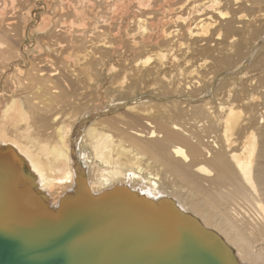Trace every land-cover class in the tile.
<instances>
[{
	"label": "bare ground",
	"instance_id": "1",
	"mask_svg": "<svg viewBox=\"0 0 264 264\" xmlns=\"http://www.w3.org/2000/svg\"><path fill=\"white\" fill-rule=\"evenodd\" d=\"M97 55L114 56L121 92L159 75L189 99L123 94L105 104L115 118L50 114ZM0 161L53 215L83 183L95 196L123 186L173 200L238 263L264 264V0H0Z\"/></svg>",
	"mask_w": 264,
	"mask_h": 264
},
{
	"label": "water",
	"instance_id": "2",
	"mask_svg": "<svg viewBox=\"0 0 264 264\" xmlns=\"http://www.w3.org/2000/svg\"><path fill=\"white\" fill-rule=\"evenodd\" d=\"M21 169L0 161V264H240L214 231L173 200L88 184L56 215L20 187Z\"/></svg>",
	"mask_w": 264,
	"mask_h": 264
},
{
	"label": "rangeland",
	"instance_id": "3",
	"mask_svg": "<svg viewBox=\"0 0 264 264\" xmlns=\"http://www.w3.org/2000/svg\"><path fill=\"white\" fill-rule=\"evenodd\" d=\"M44 1L45 0H42V2H44ZM33 10H34V12H39L40 14L42 11H44L41 8L40 9H38V8L34 9V7H33ZM32 29H33L32 26H30L28 29V32ZM37 38H38V36H37ZM30 41L32 42L35 40L30 38ZM30 41L28 43H31ZM35 45H36L34 48L35 53L32 54L33 56H35L34 57V59H36L35 63L41 62L42 64H44V63L46 64V62H44L45 57L41 58L40 57L41 55H39L40 53H38V46L39 45H37V44H35ZM32 48H33V46H32ZM76 52H77V50L74 51V54H76ZM97 57H98V61L96 63H93L90 66L84 67L85 76L81 72L80 77L76 78L75 81L72 79H69V83H68V85H70L68 88L69 91H64L63 87L60 86V88H59V91L61 94L60 102H58V104L55 105V107L50 112V114H54V116L56 114H59V116L65 118V120H66L67 117H65L64 115L70 114L71 112H73L76 109L79 112L78 117L91 114L89 116L91 118L90 120H96L97 121L98 119H102V118H115L116 116H114V115H117L119 112H122V111L121 110L113 111L112 107L110 108L109 105L107 106L105 104L109 100H110L109 104H115L117 101L116 102H113V101L117 97H121L123 94H125L124 97L129 98V99H124V100H129V102L130 101L131 102L136 101V102H141V103H144V102H146V103H151V102L163 103V102H172V101H175V99H184V100L189 99L188 96H186V94L182 95L183 98H177L176 96L179 95V97H180L182 93L181 92H175L174 91L175 88L171 87L170 84L159 82V78H160L159 75L153 76L154 78L152 79V80L158 79V83L155 84V88H154V85L149 86L150 84H147L148 90L147 91L144 90V92H140L139 87L136 88L132 92H130V91L129 92L128 91L127 92H121V90H119L118 87H115L113 84H111L110 81L112 80V77H111V75H109V73H108L109 70L107 69V67H105V66H108L110 64L111 59L114 56L110 55V56L102 57V56L97 55ZM184 58L185 57H183V59ZM60 60H61L60 57L56 58V59H54V63H55V66L57 64H59V65H57V68H58L57 72H59L58 74L63 75V72L65 74V71L59 70V69H61V70L63 69V66H62L63 62ZM250 60H251V57L249 59V62H250ZM193 61H195V59ZM23 64L26 65V63H23ZM26 68H28L27 65H26ZM228 73H224V74L220 75L215 84L219 83L221 78L227 76ZM230 75H234V73L230 72ZM65 78L66 77H63L64 80H65ZM120 79H121V77H120ZM76 80H77V82H76ZM73 81H74V83H73ZM99 83H100V85H99ZM109 83H110V85H109ZM213 86L214 87H211L207 91L211 90V92H212V88L215 91L216 85H213ZM96 88H97V90H96ZM137 89L139 91H137ZM214 91H213V93H214ZM211 92L209 94H211ZM126 94H128L129 96L128 95L126 96ZM124 100H119V101L123 102ZM122 106L125 107L124 105H122ZM142 110H145V109H142ZM150 110H154L156 113H160L161 116L167 115L165 110H158V109H150ZM90 120H87L86 122L88 123V122H90Z\"/></svg>",
	"mask_w": 264,
	"mask_h": 264
}]
</instances>
